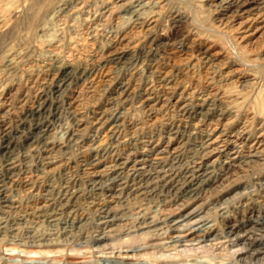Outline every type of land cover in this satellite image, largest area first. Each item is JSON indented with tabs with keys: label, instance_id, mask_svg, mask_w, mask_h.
<instances>
[{
	"label": "rangeland",
	"instance_id": "rangeland-1",
	"mask_svg": "<svg viewBox=\"0 0 264 264\" xmlns=\"http://www.w3.org/2000/svg\"><path fill=\"white\" fill-rule=\"evenodd\" d=\"M112 1L116 0H0V264L31 260L41 264H264L259 248L231 234L250 228V236L259 239L264 249V36L239 41L240 33L233 34L220 22L225 15L209 0H164L153 33L164 32L167 38L195 33L197 43L213 44L219 55L206 76L198 46L187 54L168 56L143 28L130 30L129 14L107 12L105 5ZM250 1H262L264 6V0ZM78 3L81 9L68 12ZM178 14L183 18L175 21ZM93 17L101 23L97 31L92 30ZM128 31L134 37L131 42L138 45L121 61L114 59L111 56L118 48L112 42ZM68 63L86 68L88 75L68 85L61 95L60 117L45 120L43 114L37 124L35 110L44 99L55 100L54 87L61 81V75L52 77L48 70ZM165 73V84L160 85ZM70 93L78 98L76 112L66 106ZM198 97L208 102L201 117L196 116ZM101 114L116 125L114 133L100 140L93 121ZM212 130L221 135L222 146L210 156L201 150L200 142ZM69 131L77 134L71 141ZM42 136L54 144L46 153L41 149ZM98 143L97 158L104 164L144 158L147 171L139 174L121 168L111 176L117 180L109 183L110 189H96L85 164ZM158 152L163 163L177 170L168 186L146 174L154 168L152 160ZM234 152L239 157L235 162ZM254 152L258 156L249 158ZM11 157L16 161L12 177L6 162ZM45 158L53 163L48 170ZM208 163L215 165L210 178L196 190L198 202L193 205L183 196V186L195 180L190 175L195 165ZM197 204L213 233L194 244L175 245L172 220ZM108 209L116 211L119 220L104 223ZM105 233L107 242L96 240ZM151 240L159 245L148 247ZM126 247L139 249L131 262L116 259L114 252Z\"/></svg>",
	"mask_w": 264,
	"mask_h": 264
},
{
	"label": "bare ground",
	"instance_id": "bare-ground-1",
	"mask_svg": "<svg viewBox=\"0 0 264 264\" xmlns=\"http://www.w3.org/2000/svg\"><path fill=\"white\" fill-rule=\"evenodd\" d=\"M211 2H213L214 4L216 3V6L220 11H222V13L225 15V18L222 19L220 18V22L225 26L228 27L230 29V31L233 34H239L240 33V37L241 40L239 41H249L252 37H255L256 35L260 34L259 36H264V6L262 5V1L260 2H254L251 3L250 0H248L247 2H242L243 0H209ZM255 1V0H254ZM164 0H144V1H140V2H136V3H132L130 0H116L115 2H111L110 4H106L105 5V9L107 10V12H109L112 16H118L122 13L125 14H129L131 16L132 22H131V29L135 28H143L145 30V34L147 35V37H154L153 39L156 41L157 43V47L158 49L161 51V47L163 49V52H165V54H167L168 56L171 57H176L177 53H179L180 51L184 52V53H188L190 52V50L194 49L196 46H198L199 51H202L200 60L203 61V63L205 64V71L204 73L207 75H210L212 73V66H213V62H215V57L214 56H218L219 53L218 51H214V46L213 44H205L199 42L198 39L199 37H197V35H195V33L193 34H187V35H180V36H174V37H170L167 38L168 36L166 34H164V32H162L160 35H155L153 33V28L154 26L157 24L158 21V14L160 12L161 6L163 4ZM212 3V4H213ZM75 5V4H74ZM73 5V6H74ZM82 5L81 4H77L74 8H70L68 9V12H72L74 10H79L81 9ZM208 7V6H207ZM216 9V8H215ZM85 11V10H84ZM163 11V10H162ZM164 12V11H163ZM161 13V12H160ZM111 17V16H110ZM121 17V16H120ZM174 20L175 21H179L183 18V16L181 15H175L174 16ZM94 18V17H93ZM105 18V17H104ZM108 18V17H107ZM119 18V17H118ZM219 19V18H218ZM94 22V26L92 28V30L97 31L98 27H100L101 23L98 22V20H95V18L93 19ZM105 21V20H103ZM103 23V22H102ZM178 25V24H177ZM92 27V26H91ZM145 27V28H144ZM223 27V28H225ZM46 28V27H45ZM140 31V30H139ZM129 32V31H128ZM122 32L120 33V35H118V37L113 40L112 42V47H117L118 50L117 52H115L114 54H112L111 57H114V59H120L127 57L129 54V52L131 50H133L134 48H136V43L135 42H131V40L134 39L133 36H130V32ZM152 33L155 35L152 36ZM236 38V37H235ZM238 38V37H237ZM262 38V37H261ZM263 40V39H262ZM259 41V40H257ZM152 43V41H151ZM180 45L178 48L177 45ZM240 46V45H239ZM246 46V45H245ZM110 47V48H112ZM127 47H129L127 49ZM244 47V46H243ZM108 49V48H107ZM116 50V49H115ZM114 52V51H113ZM162 53V52H161ZM254 53V52H253ZM108 54V53H107ZM127 55V56H126ZM182 55V54H181ZM226 56V55H224ZM223 56V59L225 58ZM106 58V57H105ZM170 58V57H169ZM180 58V57H179ZM187 58V57H185ZM190 59V58H189ZM220 59V58H219ZM177 60V59H176ZM175 60V61H176ZM221 60V59H220ZM179 61V60H178ZM51 63V62H50ZM116 63V62H115ZM182 63V62H181ZM223 63V62H222ZM57 65V64H56ZM168 65V64H167ZM195 65V64H194ZM210 65V66H209ZM171 67V66H170ZM118 70V69H117ZM154 70V69H153ZM160 70V69H159ZM48 71H51V75L52 77H57L58 75H61V81L59 83L56 84V86L54 87V92L57 94L55 95V100L48 102L47 99H44L42 104H40V106L35 110L34 115L37 116V124L41 123V118L39 116L45 114V120H49V119H55L60 117V105H61V95H63L64 92L67 91V87L68 85L72 84V83H78L81 82L82 80H84V78L88 75L87 69L86 68H80V67H75L73 65H71V63L63 66V67H50V69ZM233 71H235L233 69ZM162 72V71H161ZM168 72V71H167ZM169 73V72H168ZM107 74V73H106ZM157 75V74H156ZM226 76V74H225ZM51 77V76H50ZM166 77L167 74L165 73V76H161L160 77V82L162 84L164 81H166ZM213 77V76H212ZM109 78V77H108ZM112 78V77H111ZM158 78V77H157ZM206 78V77H205ZM52 80V79H51ZM53 81V80H52ZM110 81V80H109ZM113 81V80H112ZM82 84V83H81ZM170 84V83H169ZM79 85V84H78ZM112 85V84H111ZM174 86V85H173ZM176 87V86H174ZM165 88V87H164ZM163 88V89H164ZM73 89V88H72ZM133 90V89H132ZM193 91V90H192ZM124 92V91H123ZM183 92V90H182ZM190 92V91H189ZM188 92V94H189ZM119 93V92H118ZM121 93V92H120ZM145 93V92H144ZM149 93V92H148ZM173 93V92H172ZM191 93V92H190ZM122 94V93H121ZM142 94V93H141ZM186 94V92H185ZM206 95V94H205ZM208 95V94H207ZM79 96V95H78ZM120 96V95H119ZM196 96V95H194ZM63 97V96H62ZM142 97V96H141ZM180 97V96H179ZM181 98V97H180ZM187 98V97H186ZM78 99V98H77ZM76 96L74 95V93H70L66 99V106L68 109L73 110L74 112H76ZM198 104L197 106L200 107V109L196 112V116L197 117H201L203 112L202 107L205 105V102H207V98L206 97H198ZM116 100V98H115ZM146 100V99H145ZM123 101V100H122ZM140 102V101H139ZM175 102H180V101H175ZM174 102V103H175ZM142 103V102H141ZM208 103V102H207ZM116 104V103H115ZM152 104V103H151ZM164 106V105H163ZM184 106V105H183ZM151 107V106H150ZM161 108V107H160ZM67 109V110H68ZM207 109V108H206ZM205 109V111H206ZM154 112V109H152ZM210 110V109H209ZM62 111V110H61ZM72 111V112H73ZM152 112V111H151ZM62 113V112H61ZM76 114V113H75ZM78 114V113H77ZM192 114V113H190ZM213 114V113H212ZM62 115V114H61ZM102 115V114H101ZM119 117V116H118ZM190 117V115L188 116ZM209 117V116H208ZM43 118V119H44ZM111 118V117H110ZM117 118V117H116ZM184 118V117H183ZM113 119V118H112ZM119 119V118H117ZM116 119V120H117ZM162 119V118H161ZM193 119V118H192ZM203 119V118H202ZM206 119V118H205ZM35 121V120H34ZM191 121V120H190ZM205 121V120H204ZM199 122V121H198ZM54 123V122H53ZM57 123V122H56ZM197 123V122H196ZM214 123V122H213ZM116 124H113V120H110L109 118L105 117V116H100L98 118H96L93 121V128L95 133L97 134L98 138L104 139L105 137H107L109 134L114 133V128H115ZM119 125V124H118ZM121 125V124H120ZM217 126V125H216ZM35 127V126H34ZM42 127V126H41ZM55 127V126H54ZM178 128V127H177ZM217 128V127H216ZM215 128V129H216ZM27 129V128H26ZM51 129V128H50ZM54 129V128H52ZM28 130V129H27ZM26 130V131H27ZM217 130V129H216ZM216 130H212V132L209 133H205L206 136L203 140V142H200L201 145V150L205 153H208V155L211 156V154H214L216 152L219 151L220 146H222L220 144V137L219 135H216L215 131ZM207 131V130H206ZM30 132V131H29ZM58 132V131H57ZM70 132V131H69ZM45 133V132H44ZM76 133L74 132H70L67 133V138L68 141L73 140L76 137ZM194 135V134H193ZM16 136V135H15ZM93 136V134H92ZM204 136V135H203ZM43 139H41V149L46 153L50 150H52V148L54 147V144L52 142L49 141L48 137L46 136H42ZM117 138V137H116ZM121 138V137H120ZM171 138V137H170ZM24 139V138H23ZM226 139V138H225ZM224 139V140H225ZM223 140V141H224ZM77 141V140H76ZM104 141V140H103ZM120 141V140H119ZM151 141V140H150ZM231 141V140H230ZM33 142V141H32ZM100 142V141H99ZM149 142V141H147ZM233 142V141H232ZM34 143V142H33ZM125 143V142H124ZM230 143V142H229ZM35 144V143H34ZM231 144V143H230ZM238 144V143H237ZM255 144V143H254ZM258 144V143H257ZM8 145V144H7ZM32 144H30L29 146H31ZM225 145V144H224ZM244 145V144H243ZM15 146V145H14ZM27 146V145H26ZM95 146V145H94ZM226 146V145H225ZM241 146V145H240ZM248 146V145H247ZM260 146V145H259ZM155 147V145H154ZM243 147V146H242ZM3 148V146H2ZM7 148V147H6ZM32 148V147H31ZM30 148V149H31ZM91 148V146H90ZM88 148V149H90ZM101 148V144L98 143L95 147L91 148L90 151V155L93 157L92 159H90V161H88L85 164V169L88 171V175H90V179H91V185H94L96 189L98 190H102L105 189V187H107V189L109 188V183H113L114 181L117 180V177H111L112 175H114L119 169L121 168H128L129 171H131V173H139V174H143L144 172L147 171V167L149 166V164L147 165V161L146 159H139L136 160L134 162L131 161H122V162H116L114 164L111 165H106L102 162V160H100L99 158H97V152L99 151V149ZM129 148V147H128ZM8 149V148H7ZM18 149V148H17ZM148 149V148H147ZM246 149V148H245ZM146 150V149H144ZM143 150V151H144ZM178 150V149H177ZM56 151V150H55ZM107 151V150H106ZM162 151V149L160 150ZM256 151V150H255ZM263 151V148H262ZM8 152V151H7ZM12 151H9V154H11ZM42 152V151H41ZM195 152V151H194ZM201 152V153H203ZM237 152V151H236ZM244 152V151H243ZM111 153V152H110ZM174 153V152H173ZM200 153V152H199ZM239 153V151H238ZM261 153V152H259ZM37 154V153H36ZM35 154V155H36ZM51 154V153H50ZM196 154V153H195ZM194 154V155H195ZM228 154V153H227ZM5 155V154H4ZM104 155V154H103ZM112 155V154H111ZM128 155V154H127ZM231 155V154H230ZM249 158H255L258 156L257 152L254 153H250L248 154ZM261 155V154H260ZM83 156V155H82ZM151 156V155H150ZM174 156V155H173ZM205 156V155H204ZM247 156V154H246ZM50 157V156H49ZM52 157V156H51ZM168 157V156H167ZM232 157V156H231ZM261 157V156H260ZM43 158V157H42ZM126 158V157H125ZM170 158V157H168ZM195 158V157H194ZM203 158V157H202ZM207 158V156H206ZM239 157L237 156V154L234 152L233 153V157L231 158L233 162L236 161V159H238ZM46 159V158H45ZM115 159V158H114ZM134 159V158H133ZM177 159V158H176ZM36 160V159H34ZM83 160V159H82ZM132 160V159H131ZM163 157L161 152H158L155 157L152 160V165L154 166V168L149 169L150 171L147 172V175H152V179H156L159 181L164 182L165 186L170 185V183H172L173 179L176 177V171L173 172L174 167L173 165L168 164V163H163ZM249 160V159H248ZM251 160V159H250ZM109 161V160H108ZM111 161V160H110ZM151 161V160H150ZM255 161V160H254ZM7 169L9 171V173L11 174V177L13 176L15 169H16V161L11 157L7 159ZM41 162V161H40ZM173 162V161H172ZM177 162V160H176ZM194 162V161H193ZM25 163V162H24ZM85 163V161H84ZM220 163V162H219ZM222 163V162H221ZM191 164V163H190ZM234 164V163H233ZM232 164V165H233ZM239 164V163H238ZM245 164V163H244ZM5 165V164H4ZM42 165V164H41ZM53 165V163L51 162L50 159H46V161L44 162V168H50ZM151 165V164H150ZM181 165V164H180ZM193 165V164H192ZM215 164H207L206 166L204 164H199V165H195L192 169V173L195 174H190L192 177L195 178V180H191L189 181L185 186H183V191L182 194L185 198H187L189 201H191V203H193V205H195L198 202V197L196 196V190L201 187L204 182L207 180L208 176H209V172H211V168L214 166ZM176 167V166H175ZM218 167V166H217ZM6 168V167H5ZM48 170V169H47ZM227 170V169H226ZM40 171V170H39ZM186 172V171H185ZM188 172V171H187ZM5 173V172H4ZM130 173V174H131ZM183 173V172H182ZM190 173V172H189ZM214 174V173H213ZM212 174V175H213ZM150 175V176H151ZM9 176V175H8ZM182 176V175H181ZM180 176V177H181ZM184 176V175H183ZM211 176V175H210ZM209 176V178H210ZM24 177V176H23ZM123 177V176H122ZM179 177V176H178ZM120 178V177H119ZM131 178V177H130ZM218 178V177H217ZM184 179V178H183ZM181 179V180H183ZM213 179V178H212ZM122 180V179H121ZM137 180V179H136ZM148 180V179H147ZM177 180V179H176ZM186 180V179H185ZM224 180V179H223ZM180 181V180H179ZM2 182V181H1ZM122 182V181H121ZM138 182V181H137ZM150 182V181H149ZM184 182V180H183ZM88 183V182H87ZM130 183V182H129ZM8 184V183H7ZM90 184V183H89ZM147 184V183H146ZM1 185V184H0ZM130 185V184H129ZM138 185V184H137ZM93 186V187H94ZM117 186V185H116ZM127 186V185H126ZM149 186V185H148ZM176 186V185H175ZM113 187V186H112ZM225 187V186H224ZM92 189V188H91ZM94 189V188H93ZM115 189V188H114ZM119 189V188H118ZM159 189V188H158ZM163 189V188H162ZM2 190V189H1ZM152 190V189H150ZM138 192L142 191V187H138L137 189ZM200 191V190H199ZM205 191V190H204ZM73 192V191H72ZM76 192V191H75ZM152 192V191H151ZM167 192V191H166ZM176 192V191H175ZM173 192V193H175ZM201 192V191H200ZM129 193V191H128ZM144 193H149V192H142V194ZM156 193V191H155ZM160 193V192H159ZM177 193V192H176ZM175 193V194H176ZM1 194V193H0ZM108 194V193H107ZM158 194V193H157ZM162 194V193H161ZM168 194V193H167ZM174 194V195H175ZM198 194V193H197ZM200 194V193H199ZM239 194V193H238ZM65 195V194H64ZM113 195V194H111ZM110 195V196H111ZM147 195V194H146ZM7 196V195H6ZM114 196V195H113ZM125 196V195H124ZM127 196V195H126ZM135 196V195H134ZM4 197V196H3ZM12 197V196H11ZM69 197H71L69 195ZM138 197V195L136 196ZM141 197V196H140ZM155 197V195H154ZM8 198V197H7ZM49 198V197H48ZM122 198V197H121ZM3 199V198H2ZM13 199V197L11 198ZM68 199V197H67ZM111 199V198H110ZM128 199V198H127ZM9 200V199H8ZM2 201V200H1ZM116 201V200H115ZM122 201V200H121ZM93 202V201H92ZM165 202V201H164ZM120 203V202H119ZM66 204V203H65ZM73 204V203H72ZM117 204V203H116ZM174 204V203H173ZM186 204V203H185ZM16 205V204H15ZM45 205V204H42ZM61 205V204H60ZM176 205V204H175ZM6 206V205H5ZM11 206V205H10ZM46 206V205H45ZM44 206V207H45ZM65 206V205H64ZM178 206V204L176 205ZM13 207V206H12ZM15 207V206H14ZM40 207V206H39ZM43 206H41L42 208ZM61 207V206H60ZM37 208V207H36ZM35 208V210H36ZM89 208V207H88ZM101 208V207H99ZM174 208V207H173ZM177 208V207H175ZM181 208V207H180ZM3 209V208H2ZM38 209V208H37ZM59 209V208H58ZM117 209V208H116ZM168 209V208H167ZM57 210V209H56ZM68 210V209H67ZM109 210V209H108ZM115 210V209H114ZM102 211V210H101ZM18 212V211H16ZM56 212V211H54ZM157 212V211H156ZM202 213V207L197 204V206L191 208L190 210L186 211L185 213L181 214L180 216L174 218L170 224V228H171V233L175 242V245L178 246H182L187 242H190L191 244H194L196 241H198L199 239H201L200 237H206L209 233H213L212 230L210 229V225H209V221H207V219H205L203 216H205L204 214L201 216ZM45 214V213H44ZM144 214V213H143ZM70 215V214H69ZM176 216V215H175ZM69 217V216H68ZM119 216L116 214V211H108L105 213L104 216V223H114L115 221L119 220ZM122 218V217H121ZM73 219V218H72ZM67 220V219H66ZM171 220V219H170ZM51 221V220H49ZM242 221V220H241ZM63 222V221H62ZM102 222V221H100ZM156 222V221H155ZM244 222V221H243ZM16 223V222H15ZM84 223V222H83ZM86 223V222H85ZM144 223V222H143ZM148 223V222H147ZM146 223V225H147ZM58 224V223H57ZM239 224V223H238ZM5 224H3L4 226ZM117 225V224H115ZM256 225V224H255ZM118 226V225H117ZM121 226V225H120ZM25 227V226H24ZM66 227V226H65ZM144 227V226H143ZM64 228V227H63ZM155 228V227H154ZM253 228V227H252ZM106 229V228H105ZM104 229V230H105ZM112 229V227H111ZM259 229V228H258ZM257 229V230H258ZM263 229V228H262ZM109 230V229H108ZM147 230V229H146ZM152 230V229H151ZM252 229H245L243 234H240L239 232H231V234H234L236 236V240H248L249 241V246L252 248H259V252L261 254L264 255V249L260 248V245H262L261 242H259V239L254 238L250 235H252ZM254 230V229H253ZM64 231V230H63ZM102 231V230H101ZM116 231V230H115ZM119 231V230H118ZM150 231V230H149ZM259 231V230H258ZM105 232V231H104ZM103 232V233H104ZM145 234V232H142ZM31 234V233H30ZM112 234V233H111ZM160 234V233H159ZM218 234V233H217ZM230 234V233H229ZM103 235V234H102ZM100 236L98 239H96L97 241L100 242H107L108 241V234H104L103 236ZM143 235V234H142ZM227 235V234H226ZM264 235V234H263ZM97 236V235H96ZM99 236V235H98ZM32 237V236H31ZM113 237V236H112ZM111 237V238H112ZM145 237V236H144ZM228 237V236H227ZM263 237V236H262ZM37 238V237H36ZM110 238V239H111ZM123 238V237H122ZM153 238V237H152ZM214 238V237H213ZM32 239V238H31ZM233 239V238H232ZM50 240V239H49ZM127 239L125 238V240H123L124 242ZM153 240V239H152ZM151 240V241H152ZM156 240H162L160 238H157ZM211 240V239H210ZM165 241V240H164ZM209 241V240H208ZM35 242V241H34ZM57 242V241H56ZM98 242V243H100ZM97 243V242H96ZM129 243V242H128ZM164 243V242H163ZM238 243V241H237ZM44 244V243H43ZM111 244V243H110ZM33 245V244H32ZM36 243L33 245L35 246ZM39 245V243H38ZM115 245V244H114ZM155 245H159V243H155V241H152V243L150 245H148V247H155ZM245 245V244H244ZM40 246V245H39ZM103 246V245H102ZM101 246V247H102ZM126 246H129L128 244ZM238 246V245H237ZM244 247V246H243ZM24 248V247H22ZM42 248V247H40ZM110 248V247H109ZM114 248V246H113ZM127 248V247H126ZM135 248V247H134ZM165 248V247H164ZM247 248V247H246ZM245 248V249H246ZM121 249V248H120ZM244 248H242L243 250ZM12 250V249H11ZM10 250V251H11ZM27 250V249H26ZM41 250V249H40ZM52 250V249H51ZM113 250V249H112ZM122 250V249H121ZM139 251V249H136ZM136 250H131L129 248L123 250V251H118V252H114L116 253V259L118 260H122V261H128L131 262L134 259V256L136 254L133 255V252H136ZM258 250V249H257ZM9 251V253H11ZM25 251V250H24ZM28 251V250H27ZM30 251V250H29ZM39 251V250H38ZM48 251V250H47ZM46 251V252H47ZM165 251V250H164ZM238 251V250H237ZM14 252H16L14 250ZM35 252V251H34ZM45 252V253H46ZM105 252V251H104ZM244 251H242L243 253ZM33 253V252H32ZM38 253V252H37ZM50 253V252H49ZM241 253V252H240ZM8 254V252H7ZM13 253H11L12 255ZM30 254V253H29ZM110 254V253H109ZM139 254V253H138ZM189 254V253H188ZM253 254V252H252ZM256 254V253H255ZM254 254V255H255ZM42 255V254H41ZM51 255V254H50ZM108 255V254H106ZM168 255V254H167ZM239 255V253H238ZM26 256V255H25ZM28 256V255H27ZM40 257V255H38ZM47 256V254H46ZM83 256V255H82ZM142 256V255H141ZM162 256V255H161ZM166 256V255H165ZM252 256V255H251ZM30 257V256H29ZM107 257V256H106ZM112 257V256H111ZM136 257V256H135ZM140 257V256H139ZM257 257V256H256ZM14 258V257H13ZM78 258V257H77ZM82 258V257H81ZM158 258V257H157ZM156 258V260H157ZM259 258V257H258ZM17 259V258H16ZM28 259V258H27ZM25 259V260H27ZM137 259V258H136ZM169 259V258H168ZM31 260V259H30ZM244 260V259H243ZM125 261V262H126ZM200 261V260H199ZM206 261V260H205ZM6 262V261H5ZM55 262V261H54ZM121 262V261H120ZM150 262V261H149ZM198 262V261H197ZM25 263V262H24ZM159 263V262H158ZM157 263V264H158ZM25 264H41L40 261H26ZM73 264H87L85 261H81V262H74ZM120 264V263H117ZM131 264V263H130ZM136 264V263H135ZM145 264V263H144ZM161 264V263H160ZM187 264H196V263H187ZM199 264H210V263H203V262H199ZM211 264H217V263H211Z\"/></svg>",
	"mask_w": 264,
	"mask_h": 264
}]
</instances>
